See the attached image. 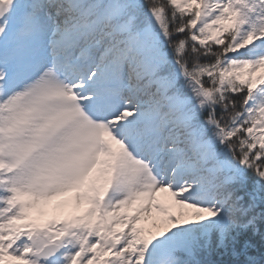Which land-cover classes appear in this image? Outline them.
Returning <instances> with one entry per match:
<instances>
[{
	"label": "snow or ice",
	"instance_id": "obj_1",
	"mask_svg": "<svg viewBox=\"0 0 264 264\" xmlns=\"http://www.w3.org/2000/svg\"><path fill=\"white\" fill-rule=\"evenodd\" d=\"M0 264H264V0H0Z\"/></svg>",
	"mask_w": 264,
	"mask_h": 264
},
{
	"label": "rangeland",
	"instance_id": "obj_2",
	"mask_svg": "<svg viewBox=\"0 0 264 264\" xmlns=\"http://www.w3.org/2000/svg\"><path fill=\"white\" fill-rule=\"evenodd\" d=\"M68 195L70 196L71 193H69ZM160 196H161V199L164 200L166 203H167V202H171V197H170L169 194H167V193H161ZM61 199H64V197H57V198L53 201V203H54V204H55V203H58L59 201H61ZM173 210L175 211L176 209H173ZM162 215H163V214H161V213H157V212L155 211V209H153V212H152V216H153V217H159V216H162ZM150 222H151V223H150ZM144 223H145V226H146V227H150V225L152 224V221H151V220H148V221H145Z\"/></svg>",
	"mask_w": 264,
	"mask_h": 264
},
{
	"label": "bare ground",
	"instance_id": "obj_3",
	"mask_svg": "<svg viewBox=\"0 0 264 264\" xmlns=\"http://www.w3.org/2000/svg\"><path fill=\"white\" fill-rule=\"evenodd\" d=\"M65 198H66V197H65ZM65 198H64V199H65ZM61 200H63V199H61Z\"/></svg>",
	"mask_w": 264,
	"mask_h": 264
}]
</instances>
